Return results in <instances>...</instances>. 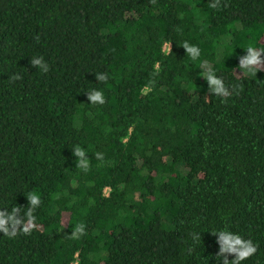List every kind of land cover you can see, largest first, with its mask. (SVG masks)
Returning <instances> with one entry per match:
<instances>
[{
    "label": "trees",
    "instance_id": "1",
    "mask_svg": "<svg viewBox=\"0 0 264 264\" xmlns=\"http://www.w3.org/2000/svg\"><path fill=\"white\" fill-rule=\"evenodd\" d=\"M215 2L0 0V264H264V0Z\"/></svg>",
    "mask_w": 264,
    "mask_h": 264
},
{
    "label": "clouds",
    "instance_id": "2",
    "mask_svg": "<svg viewBox=\"0 0 264 264\" xmlns=\"http://www.w3.org/2000/svg\"><path fill=\"white\" fill-rule=\"evenodd\" d=\"M220 4V0H216V2L210 5L213 8H216ZM185 49L190 54H195L197 49L195 47H189L187 43L184 45ZM248 55L246 57L240 58V67L243 68L249 74H256L258 70L261 69V65H264V59H262V55H264V50H257L256 48L249 46L247 49ZM31 63L34 66H39L41 71L47 72L49 70L48 65L43 61V57L35 58L33 57ZM10 79L16 80L21 79L19 75H14ZM97 80L106 82L107 75L106 74H98ZM207 80L210 82L209 90L214 92L217 95L227 97L229 95L227 89L224 87L221 79H217L214 76L209 75ZM88 99L92 103H104L103 93L98 90H93L89 93ZM73 155L79 157L83 160L85 153L79 147L75 148L73 151ZM100 154H98L99 156ZM80 165L78 164V167ZM28 207L25 212L27 217V221L29 224H34L35 217L33 215L36 208H38L41 204V199L38 194L35 192H31L27 196ZM20 208H14L13 212L5 218L4 213H0V231H3L6 235L14 236L16 235V229L13 228L12 231H9V228L6 227V220L11 221L13 225H17L21 223V220L17 218L20 213ZM28 227L23 228L24 233L29 232ZM85 233V226L83 223H79L75 226V230L72 233L73 238L78 237V235H83ZM220 244H221V252L223 253H231L235 254L236 261L234 264H239L240 260L246 259L252 254L256 252V246H254L250 241L244 242L239 237L220 234ZM239 246V249L236 247ZM226 260V258H225Z\"/></svg>",
    "mask_w": 264,
    "mask_h": 264
},
{
    "label": "built area",
    "instance_id": "3",
    "mask_svg": "<svg viewBox=\"0 0 264 264\" xmlns=\"http://www.w3.org/2000/svg\"><path fill=\"white\" fill-rule=\"evenodd\" d=\"M170 46H171L170 44H167V45L165 46V49L169 51Z\"/></svg>",
    "mask_w": 264,
    "mask_h": 264
},
{
    "label": "rangeland",
    "instance_id": "4",
    "mask_svg": "<svg viewBox=\"0 0 264 264\" xmlns=\"http://www.w3.org/2000/svg\"><path fill=\"white\" fill-rule=\"evenodd\" d=\"M178 167H179L180 169H183V166H182V165H179Z\"/></svg>",
    "mask_w": 264,
    "mask_h": 264
}]
</instances>
